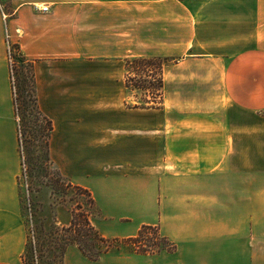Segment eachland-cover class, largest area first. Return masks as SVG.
Here are the masks:
<instances>
[{"label": "crops", "instance_id": "0c3cea01", "mask_svg": "<svg viewBox=\"0 0 264 264\" xmlns=\"http://www.w3.org/2000/svg\"><path fill=\"white\" fill-rule=\"evenodd\" d=\"M3 3L0 264H24L27 244L8 41L34 62L38 103L53 124V164L91 192L104 236L125 239L157 226L175 245L96 261L69 246L64 264H264V0ZM198 46L228 50L187 60L216 67L226 111L169 123L166 108L133 107L127 60Z\"/></svg>", "mask_w": 264, "mask_h": 264}, {"label": "rangeland", "instance_id": "374dc122", "mask_svg": "<svg viewBox=\"0 0 264 264\" xmlns=\"http://www.w3.org/2000/svg\"><path fill=\"white\" fill-rule=\"evenodd\" d=\"M203 30L206 34L211 35L214 28L204 27ZM203 43H211L212 45L214 41L208 40ZM240 43L242 44V40ZM10 44L14 53L15 51L21 53L20 48L19 50L14 48L16 44L12 42ZM215 44L223 45L224 43L215 42ZM217 47H212L207 50L206 48L204 49L198 46L192 53L186 51L182 55L166 57V61L163 62L162 72L159 74L164 85L160 91L161 93L157 95L153 102V108H166L169 123L189 113L200 112L220 115L223 110L226 111L228 106L223 105L224 100L222 97V88L219 84V76L215 73L216 70L213 69L216 67L207 62L187 61L188 59H199L200 56L195 55L212 53L213 50L225 52L229 49L233 53L238 49V45L227 49H220L219 47V50ZM190 54L194 55L189 57ZM178 62L180 64L174 66ZM136 79L139 80V78ZM129 90H131L129 93L131 94L130 101L132 102H145L153 98L151 90L132 88H129ZM22 95L23 97L27 96V91H23ZM38 136L37 133H34L31 139L30 154L29 157L27 156L26 164L22 167L24 169H22V174L19 177L21 209L27 230V243L33 249V258L31 256L27 257L24 264H55L51 261L50 257L40 256V251L38 250L40 230H44L43 236H48L52 232L53 225H55L54 221H57L56 225L59 227L68 225L71 220V212L72 210H77L78 204L84 210L92 213L90 218L93 225L102 235L104 234L98 228L96 210L90 209L86 196L77 193L73 189L67 190L64 188L65 190H55L54 186L56 184L63 185L57 176L60 171L55 167L52 159L51 164L43 166L42 151ZM147 233L150 241L143 238L139 239L142 241L141 247L144 244L152 245V243H159L158 247L153 245L151 248L147 246L145 249H148L150 253L165 250L160 248L165 244L160 237L155 238L157 235L152 234L151 231ZM151 238L154 240H151ZM135 242L138 243L139 241ZM109 252L114 255L136 252L135 244L129 243V245H121L119 248H113ZM28 253L30 255V251Z\"/></svg>", "mask_w": 264, "mask_h": 264}, {"label": "trees", "instance_id": "16d2710c", "mask_svg": "<svg viewBox=\"0 0 264 264\" xmlns=\"http://www.w3.org/2000/svg\"><path fill=\"white\" fill-rule=\"evenodd\" d=\"M14 48L19 50L18 45H14ZM166 59V57H134L127 60L126 87L130 89L151 90L153 96L151 100L136 102L133 107L153 108V102L157 95L161 93L160 91L164 85L159 74L162 72L163 62L166 61ZM14 60V65L10 67V73L14 95L15 116L18 122V142L19 152L22 157V167L26 164L27 156L29 157L32 144L31 139L34 133L39 135L38 140L42 151L43 166H46L52 163L50 157V137L53 124L42 112L38 103L34 62L28 60L22 53L17 51H15ZM154 72H156V74H154ZM136 78H139V80ZM23 91H27V96L23 97ZM57 176L63 185L60 186L56 184L54 186L55 190H63L64 188L67 190L73 189L77 193L86 196L90 209L96 210L95 200L88 189L75 185L60 172H58ZM77 207V210H72L71 220L68 225L59 227L56 225L57 221H54L55 225H53L52 232L48 236H43L44 230H40V238L38 239L40 256L50 257L51 261L55 264H64V255L67 248L69 246H77L84 256L92 261H96L113 248H119L121 245H129V243L135 244V251L137 253L148 254L150 251L145 249L147 246L150 248L153 245L159 246V243H152V245L144 244L142 245L143 247L140 246L142 241L139 239L143 238L150 241V238L147 236L148 231L157 235L155 238L160 237V239L164 241L165 244L160 248L169 252L175 249L174 243L163 236L157 226L143 225L135 236L125 239L105 237L93 225L90 218L92 213L88 210H84L80 204H78ZM151 240L154 239L151 238ZM135 241L139 242L136 243ZM28 251H30V255ZM29 256L33 258V249L32 246L27 243L23 254L24 262Z\"/></svg>", "mask_w": 264, "mask_h": 264}, {"label": "built area", "instance_id": "2783aa9c", "mask_svg": "<svg viewBox=\"0 0 264 264\" xmlns=\"http://www.w3.org/2000/svg\"><path fill=\"white\" fill-rule=\"evenodd\" d=\"M4 0H0V10L3 14V18L7 19L8 15H6V10H5V5H4ZM34 8L36 11L40 12V13H49L50 12V6L49 5H44V6H38V5H34ZM7 52H8V60L10 63V67H12L14 65V52L12 51V47L10 42L8 41L7 44Z\"/></svg>", "mask_w": 264, "mask_h": 264}]
</instances>
